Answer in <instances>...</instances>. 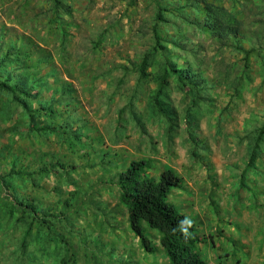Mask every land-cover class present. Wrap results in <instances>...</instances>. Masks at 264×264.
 <instances>
[{"label":"rangeland","instance_id":"rangeland-1","mask_svg":"<svg viewBox=\"0 0 264 264\" xmlns=\"http://www.w3.org/2000/svg\"><path fill=\"white\" fill-rule=\"evenodd\" d=\"M2 57L31 97L0 87V264H168L118 203L131 161L183 179L208 264H264V0H0Z\"/></svg>","mask_w":264,"mask_h":264},{"label":"trees","instance_id":"trees-1","mask_svg":"<svg viewBox=\"0 0 264 264\" xmlns=\"http://www.w3.org/2000/svg\"><path fill=\"white\" fill-rule=\"evenodd\" d=\"M233 27L227 25L225 30L236 38L238 32ZM0 61L6 60L2 57ZM186 69L187 66H184L182 71H187ZM173 72L178 73L179 70H173ZM185 73L181 77L192 83L195 77ZM7 83L0 82V87L10 92L15 101H20L17 97L18 93L27 98L31 97H28L29 94L26 92L18 90L16 84L9 86ZM24 86L27 89L35 87L40 90L44 84L32 79L29 85L24 84ZM57 93L58 90H55L53 96ZM42 111L43 114L52 113L47 108H43ZM169 115L171 114H167L166 117L171 120ZM192 121H187L188 128L193 126ZM263 132L264 128L260 130L259 136H262ZM260 138L257 137V141ZM251 158L250 162L254 159V153ZM147 168V163L144 161H131L122 172L117 174L112 183L117 188L118 203L126 209L127 223L138 239L140 248L146 254L153 252L150 240L143 232V225H145L158 233L159 245L168 264H208L196 251L201 238L197 235L194 225L189 223L186 216L168 199L172 191L183 188V179L171 169L161 172L155 179L147 174ZM182 221H184L183 224H181Z\"/></svg>","mask_w":264,"mask_h":264},{"label":"crops","instance_id":"crops-1","mask_svg":"<svg viewBox=\"0 0 264 264\" xmlns=\"http://www.w3.org/2000/svg\"><path fill=\"white\" fill-rule=\"evenodd\" d=\"M175 191V190H174ZM173 192V191H172ZM172 192L170 193V195L172 194ZM169 195V196H170ZM180 195V194H179ZM171 202V201H170ZM174 204V203H173ZM175 205V204H174ZM176 206V205H175ZM176 208H177V206H176ZM126 224H127V213H126ZM143 232H144V234L147 236V238L149 239L150 238V236L153 234V235H155V237H156V245L157 246H155L157 249H158V251H159V253H160V251H161V247H160V245H159V235H157V234H155V232H154V230H150V229H148L145 225H143ZM150 240V239H149ZM151 247H152V244H151ZM226 248H229L228 246H225V249ZM154 250V249H153ZM220 250H219V248L218 247H213V249H212V252H210V254L212 253V255L213 256H216V255H218V254H220V252H219ZM229 251H231V249L229 248ZM162 252V251H161ZM162 255H163V253H162ZM163 257L166 259V257L163 255ZM218 261H222L223 263L222 264H230V262L229 261H226V260H222V259H219ZM166 262L168 263V260L166 259ZM207 263H209V262H207Z\"/></svg>","mask_w":264,"mask_h":264},{"label":"clouds","instance_id":"clouds-1","mask_svg":"<svg viewBox=\"0 0 264 264\" xmlns=\"http://www.w3.org/2000/svg\"><path fill=\"white\" fill-rule=\"evenodd\" d=\"M183 223H184V221L181 222V224H183ZM189 223H190V221H189Z\"/></svg>","mask_w":264,"mask_h":264}]
</instances>
